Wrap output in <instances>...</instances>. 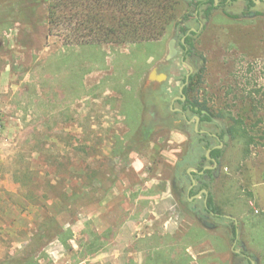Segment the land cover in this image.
<instances>
[{
	"label": "rangeland",
	"instance_id": "rangeland-1",
	"mask_svg": "<svg viewBox=\"0 0 264 264\" xmlns=\"http://www.w3.org/2000/svg\"><path fill=\"white\" fill-rule=\"evenodd\" d=\"M15 1L0 0V13ZM243 6L232 1L226 14L215 7L206 15L205 5L178 0L175 19L154 39L97 46L65 45L72 28L52 27L46 5L27 22L0 21V264H151L160 250L169 264L187 255L191 264H235L234 246L264 264V146L247 153L228 135L219 172L207 177L220 214L207 227L180 174L213 162L204 142L193 151L194 139L205 138L194 116L172 104L190 72L180 41L195 28L188 95L216 122L199 128L220 133L231 116L254 125L264 114V16L227 15ZM172 37L181 56L166 62ZM156 67L169 75L162 84L148 80ZM151 120L152 140L130 148ZM52 218L72 234L37 241ZM97 240L98 251L87 247Z\"/></svg>",
	"mask_w": 264,
	"mask_h": 264
},
{
	"label": "trees",
	"instance_id": "trees-1",
	"mask_svg": "<svg viewBox=\"0 0 264 264\" xmlns=\"http://www.w3.org/2000/svg\"><path fill=\"white\" fill-rule=\"evenodd\" d=\"M189 5L200 7L205 5V14L210 15L215 9V0H202L199 3L195 0H185ZM254 3L253 1H251ZM178 0H17L13 2L5 12L0 13V21L12 22L15 20L27 22L32 20L33 15L37 7L47 6L48 10V22L54 26L59 24H68L72 29L65 34V45H101L102 42L115 41L122 42H144L149 39H154L157 34H160L167 29L172 21L175 19L174 11ZM69 6L80 7L75 13L71 14V9H66ZM70 10V11H69ZM70 12V13H69ZM116 13L115 15H113ZM13 18V19H12ZM76 19V25L74 21ZM191 34H196V31H192ZM186 43L189 46L188 54H194L195 44L191 35L186 38ZM191 79V77H190ZM189 86L184 88L186 100H179L182 108L185 111H190L193 116H200L201 120H212L213 115L208 106L203 105L197 99H190ZM188 95V96H187ZM252 97V96H251ZM253 101L254 97L251 98ZM256 101H254L255 103ZM263 104V100L261 101ZM258 107V102L255 105ZM257 109V108H256ZM189 116V115H188ZM174 118V117H173ZM231 123L227 128L222 129L221 138L224 139L226 135L232 137L233 140L241 142L245 152L249 153L254 145L264 146V127L256 128L263 123L264 114L259 116L256 124L250 125L243 118H235L231 116ZM155 132L154 120L142 122L136 129L133 137H131L130 148L137 149V147H143L147 145L151 140ZM214 138L208 134L204 138L206 143L205 149L211 148L214 145L212 141ZM223 148H214L211 152L212 158H215L219 164L223 156ZM118 154V153H116ZM207 158V157H205ZM188 164L193 165L192 161L187 160ZM189 164V165H190ZM201 166H197L198 171H193L198 184L197 186H208L207 178L200 174L203 170V163ZM206 175L214 177L216 175L215 170L207 169ZM181 186L183 191H188L185 187L187 182L192 184V177L188 173V170L180 174ZM196 187V188H198ZM195 189H192L191 194H194ZM106 193L104 194V196ZM208 204L213 210L218 211L215 206L214 197L210 196ZM54 232V233H53ZM63 232L72 234L71 229L63 231L58 226L57 218H52L47 221L42 230L36 235V240L42 242L45 238L51 237V235H60ZM190 237V236H189ZM188 237V238H189ZM160 245H164L161 244ZM99 241H91L87 244V247L96 248L98 251L100 248ZM167 247V246H166ZM191 256L187 255L183 262L184 264H191ZM166 256L162 255L161 250L155 251L151 255V264H161L164 261L167 262ZM28 258L24 261L27 262ZM170 263V261H169ZM167 262V264H169ZM172 264H181V261L172 260Z\"/></svg>",
	"mask_w": 264,
	"mask_h": 264
},
{
	"label": "flooded vegetation",
	"instance_id": "flooded-vegetation-1",
	"mask_svg": "<svg viewBox=\"0 0 264 264\" xmlns=\"http://www.w3.org/2000/svg\"><path fill=\"white\" fill-rule=\"evenodd\" d=\"M232 1H240V2H243L244 3V6H243V9H241L238 13H235L234 14V13L228 12L227 15H229L230 17H237V15H240L242 17H251V18L263 17L264 16V0H215V7H218L219 9H222L221 12H223L224 14H226V12H225L226 10H224V9H225V7L227 5L231 4ZM251 1H253L254 3H252ZM179 27H180V25H179ZM192 31L193 30L190 29L189 32L186 35H184V37H182V39L180 41V43L185 47V54L186 55H188L187 52L189 50V46L186 43V38L191 34ZM196 32H197V30H196ZM172 38H174V37H172ZM175 38H177V47L179 49V46H178L179 39H178V37H175ZM183 39H184V41H183ZM168 44H169V42H168ZM193 53H195V49H194V52ZM186 55H182L181 56L180 49H179V54L177 55L176 58H178L179 56H181L182 62H183L185 60V56ZM188 57L192 60V58L194 57V54H192L191 56H188ZM176 58H174V59H176ZM194 61H195L196 64L198 63V60L197 59H195ZM157 70H158V68H157ZM161 72H165V71H159L158 70V73H161ZM168 78H169V75H168ZM150 82L156 83V84H162L163 83V82H159L157 80L150 81ZM185 82H186V80H185ZM182 95L183 94L180 91V95L179 96H182ZM179 100H186V98L185 99H182V98L176 99L175 102L176 101L179 102ZM175 102L172 101V104H174ZM175 113H179L182 116H184L185 118H187V116H188V111H185L182 108V106L181 107H177ZM194 120H195V130H196V119H195V116H194ZM203 124L209 126V125L216 124V122L214 120H206V119L205 120H201V118H200L199 127L201 125H203ZM197 133L204 134L205 137L208 134L209 136H211V137L214 138L213 140H211L212 141V144L214 146L211 147V148L205 149L206 150V156L205 157H207V151L209 149H211V152H212V150L214 148H219L218 146L221 143H223L222 148L224 147L225 143H227V141H226L225 138L222 139L220 137L221 136V132L220 133H216V132H211L208 129L199 128V131H197ZM213 141H216V143L213 142ZM193 142H194V147H195L194 150H193L194 152L195 151H198V145L201 142L202 143L203 142L206 143V141L204 139H202V141H201V139H199L198 137L196 139H194ZM203 147H205V145ZM211 152H210V157H211L210 160L213 162V165H211V166H214V168H211V169L212 170H215V172H216L217 171V169H216L217 166H215V162H214V159L215 158H212ZM200 163L201 162H199L197 165L201 166L202 164H200ZM206 166H208V165L205 164V165L202 166L203 167V170L200 171V174L201 175H204L207 178L208 176L206 175V170L208 168H206ZM197 170H198V168H197ZM190 186L188 187V191H187V199L189 201V204L191 205L192 211H194L196 213V215L198 216V218L200 220H202V222L204 223V225H206L207 227H210V228H214L216 226V224L213 223V222H211V217L212 216H219L220 214L217 211L213 210V208L208 204L209 197L212 196L211 193H210V191H211L210 190V187L209 186H207V187L206 186H199L198 187L197 186V183H196V185L192 188V189H195L196 191H194V194H191L192 189L190 190ZM196 187H198V188H196ZM205 190H207V193H206ZM198 195H200V196H198ZM202 199L204 201V205H203L202 208H199L197 204H198V201L199 200H202ZM236 232L238 233V229H237ZM232 251L234 252V255H235V262H236L235 264H244L246 261H249L250 264H261L263 262L262 260L259 259L258 256H255L253 254H250L246 250H244V251L238 250V249L235 248V246L233 247Z\"/></svg>",
	"mask_w": 264,
	"mask_h": 264
},
{
	"label": "water",
	"instance_id": "water-1",
	"mask_svg": "<svg viewBox=\"0 0 264 264\" xmlns=\"http://www.w3.org/2000/svg\"><path fill=\"white\" fill-rule=\"evenodd\" d=\"M192 30H193V31H196L195 28H192ZM183 41H184V39H183ZM178 54H179V49H178V47H177V38L174 37V38H172V39L169 41V44H168V54H167V56H166L165 61L168 62V61H170V60L176 58ZM183 63L189 67L190 72L188 73V75H187V77H186V82H185V83L181 86V88H180V91H181V93H182L183 95H182V96H177V97H175V99L173 100V102H175V100H176V99H179V98H182V99H185V98H186V95L184 94V87L188 84V82H189V80H190V77H191V74H192V72L194 71V67H193L192 64L188 63V62L185 61V60L183 61ZM148 79H149V81L157 80V81H159V82H164V81H166V80L168 79V74H167L166 72L158 73L157 68H154V69H152V71L149 73ZM195 119H196V131H199V121H200V117L197 115V116H195ZM225 139H226V141H228V140H229V136L226 135ZM222 146H223V143H221L218 147H219V148H222ZM210 152H211V149H209V150L207 151V157H208V158H211V157H210ZM214 162H215V166H218L219 162H218L216 159H214ZM206 168L211 169V168H214V166L208 165V166H206ZM192 171H198V170H197V168H194V167H191V168L188 169V173H189V174L191 175V177H192V184H191V186H190V190H191V189L196 185V183H197L195 177H194L193 174H192ZM218 172H219V171L217 170V171H216V174H218ZM205 191H206V193H207V190H205ZM198 196H200V195H198Z\"/></svg>",
	"mask_w": 264,
	"mask_h": 264
},
{
	"label": "crops",
	"instance_id": "crops-1",
	"mask_svg": "<svg viewBox=\"0 0 264 264\" xmlns=\"http://www.w3.org/2000/svg\"><path fill=\"white\" fill-rule=\"evenodd\" d=\"M228 217H231V216H228Z\"/></svg>",
	"mask_w": 264,
	"mask_h": 264
}]
</instances>
